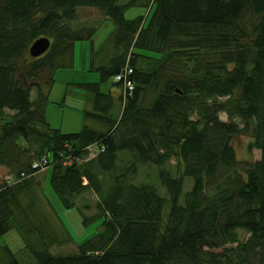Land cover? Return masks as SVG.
Masks as SVG:
<instances>
[{
  "label": "trees",
  "instance_id": "16d2710c",
  "mask_svg": "<svg viewBox=\"0 0 264 264\" xmlns=\"http://www.w3.org/2000/svg\"><path fill=\"white\" fill-rule=\"evenodd\" d=\"M147 2L154 5L149 16H125ZM89 6L113 28L97 48L90 43L98 80L80 82L92 123L62 131L48 122L45 106L57 69L72 63L75 41H92L95 28L70 24ZM41 35L50 45L31 56L29 45ZM148 90L152 99L142 104ZM0 111V165L7 169L0 233L15 228L30 263L264 264V0H0ZM249 125V149L260 154L240 160L231 138ZM89 146L94 155L83 160ZM121 150L132 158L113 172ZM43 158L64 206H78L84 222L103 217L101 229L72 252L52 251L55 225L31 196L40 165L33 164ZM147 162L156 165L164 194L134 180ZM109 171L110 180L103 178ZM185 176L192 184L181 200ZM87 190L97 194L99 213L91 216L76 203ZM0 256V264H30L7 244Z\"/></svg>",
  "mask_w": 264,
  "mask_h": 264
},
{
  "label": "rangeland",
  "instance_id": "374dc122",
  "mask_svg": "<svg viewBox=\"0 0 264 264\" xmlns=\"http://www.w3.org/2000/svg\"><path fill=\"white\" fill-rule=\"evenodd\" d=\"M149 1V0H147ZM149 2L144 4H138L128 7L125 10L126 17H134L137 14L148 15L152 11L154 5ZM72 27H78L81 25L95 28L90 40H76L74 48L72 50V63L59 66L56 71L55 81L50 89L48 100L45 106V116L48 122L52 126L59 127L62 131H76L79 130L83 124L92 121L85 119L83 111L85 109H91V102L89 100L88 92L82 87V81L98 80V72L95 69H90V43L96 48L105 40L113 28L112 21L97 7H79L76 11V16L70 21ZM110 86V81L103 82L101 84L102 90H107ZM36 91L32 90L31 97H35ZM152 99V93L148 90L142 94L141 103L148 104ZM121 104L112 108V114L115 118H118L121 111ZM10 110L5 109L4 114H8ZM0 111V125L4 121L1 117ZM219 117L223 120H227V113L225 111L219 112ZM236 121L240 122V125H244V121L241 117H237ZM93 124L99 125L97 121H93ZM244 130L231 138V144L235 150L236 156L240 160H253L259 157L260 151L257 147L249 149L250 142L253 137L250 133V128ZM89 152L82 159H87L94 154V149L89 146ZM93 149V151H92ZM81 158V157H80ZM78 158L77 160H81ZM131 155L126 150L118 152L116 164L111 171H118L122 169V165L127 164L131 159ZM45 162L37 166L39 169L34 173V180L37 185L33 187L34 191H31V196L37 200V208L42 213L49 217V224L54 226L57 240L50 241L51 249L53 252H72L77 249L76 244L82 240L94 235L102 227L103 217L95 216L92 219L83 221V214L79 207L73 205L66 207L62 204L57 193L50 183L51 166L43 168ZM126 166V165H125ZM7 169L0 165V180L7 177ZM111 173L105 172L103 178L110 180ZM136 182H147L157 186L160 193L164 194V187L159 183L157 177V167L155 164L147 162L144 164H138V170L134 176ZM192 177L185 176L181 194V200L186 190L191 187ZM25 199V195H22ZM76 203L82 207V210L87 215L97 214L96 201L97 194L92 190L82 192L77 196ZM38 210V209H37ZM51 233V231H49ZM239 234H243V230L239 229ZM246 234V233H245ZM50 235V234H49ZM247 235V234H246ZM4 244H7L11 250L19 254L22 258V262L30 263L34 262L32 256L26 247H24V240L20 233L11 228L4 233H0V248ZM40 247L38 241L34 244ZM24 259V260H23ZM3 257L0 256V262ZM30 263V264H32Z\"/></svg>",
  "mask_w": 264,
  "mask_h": 264
},
{
  "label": "water",
  "instance_id": "95a60500",
  "mask_svg": "<svg viewBox=\"0 0 264 264\" xmlns=\"http://www.w3.org/2000/svg\"><path fill=\"white\" fill-rule=\"evenodd\" d=\"M50 39L46 35L36 37L29 45L28 51L31 56H38L48 49Z\"/></svg>",
  "mask_w": 264,
  "mask_h": 264
},
{
  "label": "built area",
  "instance_id": "2783aa9c",
  "mask_svg": "<svg viewBox=\"0 0 264 264\" xmlns=\"http://www.w3.org/2000/svg\"><path fill=\"white\" fill-rule=\"evenodd\" d=\"M126 68H127V67H126ZM130 70H131L130 67L127 68V69H125L126 72H129ZM115 77H116V79H117V78H120L121 75H120V74H116ZM125 86H126L127 90L130 92V91L133 89V86H134V85H133V82H132L130 79H126V80H125ZM45 161H46L45 158H43V159L41 160V162H40V161H36V162H34L33 165L36 166V165H39V164H43Z\"/></svg>",
  "mask_w": 264,
  "mask_h": 264
},
{
  "label": "crops",
  "instance_id": "0c3cea01",
  "mask_svg": "<svg viewBox=\"0 0 264 264\" xmlns=\"http://www.w3.org/2000/svg\"><path fill=\"white\" fill-rule=\"evenodd\" d=\"M113 91L118 92L119 88L118 87H111Z\"/></svg>",
  "mask_w": 264,
  "mask_h": 264
},
{
  "label": "bare ground",
  "instance_id": "6f19581e",
  "mask_svg": "<svg viewBox=\"0 0 264 264\" xmlns=\"http://www.w3.org/2000/svg\"><path fill=\"white\" fill-rule=\"evenodd\" d=\"M102 148V147H101ZM92 151H93V149H92ZM96 153V152H95ZM94 155V154H93Z\"/></svg>",
  "mask_w": 264,
  "mask_h": 264
}]
</instances>
